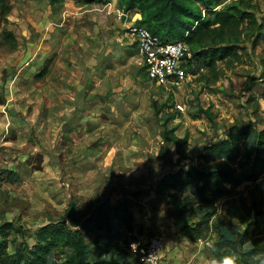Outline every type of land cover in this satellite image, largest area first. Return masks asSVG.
Here are the masks:
<instances>
[{"label": "rangeland", "instance_id": "374dc122", "mask_svg": "<svg viewBox=\"0 0 264 264\" xmlns=\"http://www.w3.org/2000/svg\"><path fill=\"white\" fill-rule=\"evenodd\" d=\"M66 1L90 3L86 8L89 12L74 22L67 11L60 12L61 16L65 14V20L60 19L64 25L51 22L58 18V4L51 5L48 0H6L10 13L3 17L0 12V242L7 243L10 253L20 244L35 247L42 241L41 228L65 219L70 203L76 204L79 215L89 209L100 212L101 204L108 201L112 205L122 202L127 209L114 211L108 205L111 221L101 214L104 229L88 235L92 258L137 264L129 242L163 232L168 237L167 254L181 256L178 261L169 255L178 264H211L217 260L213 253L215 241L220 240L217 231L206 241L192 243L176 218L177 207L167 195L189 194L197 199L194 187L167 190L160 197L155 188L168 173L179 169V154L189 157L183 158L180 166L198 164L200 147L225 138L233 125L248 121L264 125V53H259L258 47L248 50L235 63V69L227 70L214 84L207 83L202 78L204 71L198 72L192 65L183 84L160 86L148 79L135 42L124 34L125 25L136 20L119 19L123 12L120 0H63L60 4ZM256 1L262 8L258 15L264 23V0ZM69 37L73 38L70 42L66 39ZM119 37L125 38V47L116 39ZM94 38H104L105 44L110 38L108 46L114 58L108 62V58L88 57L89 63H83L86 77L94 71L99 73L105 63V81L110 86L116 84L118 90L88 91L82 100L79 98L78 105L85 107L79 106L78 110L98 106L100 111H91L86 119L79 114L66 126L67 132L76 131L77 138L64 144L73 143L77 149L59 153L54 151L59 146L54 132L45 131V139L43 130H38L37 117L31 119L33 101L23 102L17 95L25 86L38 88L39 82L54 81L50 79L54 72L56 82L74 88L76 81L70 79L75 78L72 74L78 78L79 73L71 74L69 65L77 67L82 62L84 48L88 49L87 43ZM59 67L67 71L60 72ZM29 93H34L36 100L35 90ZM103 98L109 101L108 106ZM13 102L27 104L28 113L22 117V125L9 134V118L12 122L19 112L10 106ZM48 119L50 127L57 126L52 117ZM163 123L168 130H175L180 146L164 140ZM10 136L14 138L11 143L7 142ZM243 170L250 173L248 166ZM257 184L263 185L264 177L233 188L216 202L215 218L226 236L243 232L247 225L244 220L256 221L251 240L242 251L226 246L235 264H264V250L254 251L255 243L264 246V197ZM225 207L239 218L226 216ZM88 219L87 215L74 228H82ZM9 224L11 227L5 230ZM86 230L82 228V232ZM49 260L63 264L55 260L53 253Z\"/></svg>", "mask_w": 264, "mask_h": 264}, {"label": "trees", "instance_id": "16d2710c", "mask_svg": "<svg viewBox=\"0 0 264 264\" xmlns=\"http://www.w3.org/2000/svg\"><path fill=\"white\" fill-rule=\"evenodd\" d=\"M48 1L55 5L63 0ZM120 4L126 13L139 10L141 19L136 23L163 40H184L191 52L188 71L195 65L198 72L204 71L202 78L209 84L218 82L227 70L235 69V63L248 50L255 51L264 39V23L258 15L262 8L256 0H120ZM10 9L6 0H0L3 17L10 13ZM242 51L244 54H240ZM159 111L161 109L157 110V114ZM163 126L164 140L180 146L175 130H168L166 123ZM200 148L202 150L196 156L200 160L198 164L189 162L180 166V161L189 157L179 154V169L160 180L155 192L160 197L166 195L167 190L194 187L197 199L189 194L179 196L178 193H169V201L177 207L176 218L183 223L182 229L191 240L206 241L214 230L217 231L220 240L215 241L213 253L217 260H221L229 256L226 246L242 251L244 244L251 240L256 225L255 219L244 220L247 225L243 232L226 236L215 218L218 213L216 202L231 193L233 188L264 177V125L258 126L253 121L235 124L225 138L213 140ZM245 166L249 167L250 173L243 170ZM231 185L232 188H229ZM257 187L264 197V184H257ZM108 205L114 211L127 209L122 202L112 205L108 201L101 204L100 212L89 209L77 215L76 204L70 203L65 219L41 228L42 241L35 247L20 244L10 253L7 243L0 242V264H56L49 260L51 253L56 261H63V264H118L113 259L92 258L91 243L87 239L91 232L104 229L100 223L101 214L111 221ZM224 213L228 217L239 218L235 211L227 207ZM87 215L89 219L82 225V228L87 227V232H82L81 227L75 229ZM9 227L10 224L4 229ZM260 250H264V246L259 247L255 243L254 251Z\"/></svg>", "mask_w": 264, "mask_h": 264}, {"label": "crops", "instance_id": "0c3cea01", "mask_svg": "<svg viewBox=\"0 0 264 264\" xmlns=\"http://www.w3.org/2000/svg\"><path fill=\"white\" fill-rule=\"evenodd\" d=\"M57 16L58 18L54 19L53 23H59L60 25H64L63 22H61L60 19L65 20V14L67 11V15L71 17V22H74L76 18L80 17L81 15H86L89 11L86 9L90 3H83V2H74V1H66L64 4L57 3ZM60 8V9H59ZM60 12H65L63 13L62 16L60 15ZM129 17H133V19L140 20L141 19V13L139 10H133L130 13ZM68 24V23H67ZM62 27V26H60ZM51 28V26H50ZM70 42V39L73 38H66ZM99 38H94L92 41L87 43V46L89 48H84L85 56H82V62L79 63L77 67H70L69 65V71L73 73L78 72L79 77L77 78L76 75L72 74L73 77L71 78V81H76L75 87L72 88L69 84H66L64 82H56L54 76L56 75V72L52 74V77L50 79H53L54 81H47L45 83L39 82L38 83V88L34 87H28L25 86L23 87L22 91H20L17 95L19 98H23V102H28V101H33L34 104V110L31 115V119H35L37 117V127L38 130H43V136L45 139H47L45 131H49L50 129L54 132V140L58 141L59 140V146H56L57 149L54 150L56 152L61 153L62 151H72L76 152V146L72 145L73 143H70L71 145L65 146L64 142L66 140L73 142L77 137L76 131H71V129L68 130L67 132V125L69 123H73L76 121V116L81 114L85 117V119L88 117L90 118V112H99L100 108L98 106H90L88 108H91L88 110V108L84 110H78L77 108L79 106L85 107L82 103L81 105H78V100H82L83 97H85L86 92H90V94L93 93H98L99 90H105V93L109 92L110 89L114 88L118 90V87L116 84H113L110 86L106 80L107 77V65L105 63L102 64V66L99 68L100 71L97 73L96 71L92 72V75L90 78L86 77V68L83 66V63H86V65L89 63V59H92L93 56L96 57H102L103 60H107L108 62L113 59V55L109 46H108V40L110 38H106V44L104 43L103 39L101 38V41L98 40ZM122 46L125 47L126 42L124 41V37H119L116 38ZM65 40V39H64ZM119 44V45H120ZM136 48V47H135ZM258 48L261 49L259 53H264V39L261 40V43L258 45ZM104 52H107V54L104 56ZM109 52V53H108ZM73 57L76 56V53L72 54ZM88 57H90L88 59ZM109 65V64H108ZM88 68V66H86ZM56 71V70H54ZM60 72H65L67 71L64 68L59 67ZM106 72V75L104 73ZM38 75H40V71H37ZM49 78V77H48ZM47 78V79H48ZM29 90L33 91L35 90L36 93V100L34 99V93L30 95ZM89 97V96H88ZM17 99V98H16ZM86 99V98H85ZM104 100V105H107L109 101H106L105 98ZM12 101V98H9V103ZM91 102V101H90ZM87 102V105L90 104L92 105L93 103ZM27 105V104H26ZM25 106H22L18 103L13 102L12 105L16 108V113L15 115V120L11 122V118H9V134L10 130L15 132L16 128L20 127L22 125V120L23 116L27 115V111L25 110ZM108 106V105H107ZM102 107V106H101ZM13 110V109H12ZM34 116V117H33ZM92 116V114H91ZM49 117H52L55 120V123L57 126H52L50 127V120L48 119ZM11 124H14V126H10ZM19 130V129H18ZM6 133V132H5ZM59 133V134H57ZM16 138H20L19 136H16ZM73 138V139H72ZM11 139H14L10 136L9 140L7 142L11 143ZM6 141V139H5ZM74 149V150H73ZM193 187V186H192ZM164 196V195H163ZM180 230V229H179ZM178 230V231H179ZM100 235V234H99ZM185 236V235H184ZM192 243H195V241L191 240L188 238ZM169 252V250H168ZM170 253V252H169ZM175 253V252H174ZM169 254L171 257L175 258L178 260V257H181L180 255H175V254ZM107 259V258H106ZM179 261V260H178Z\"/></svg>", "mask_w": 264, "mask_h": 264}, {"label": "built area", "instance_id": "2783aa9c", "mask_svg": "<svg viewBox=\"0 0 264 264\" xmlns=\"http://www.w3.org/2000/svg\"><path fill=\"white\" fill-rule=\"evenodd\" d=\"M119 19L128 20V13L121 12ZM124 34L135 42L151 82L165 87L184 83L189 74L188 60L191 57L190 48L184 40H163L136 22L126 24ZM128 246L137 264H178L167 254L168 237L163 232L148 237L138 236Z\"/></svg>", "mask_w": 264, "mask_h": 264}, {"label": "clouds", "instance_id": "9594fccd", "mask_svg": "<svg viewBox=\"0 0 264 264\" xmlns=\"http://www.w3.org/2000/svg\"><path fill=\"white\" fill-rule=\"evenodd\" d=\"M211 264H235V258L234 257L225 256L219 261H217V260L211 261Z\"/></svg>", "mask_w": 264, "mask_h": 264}]
</instances>
